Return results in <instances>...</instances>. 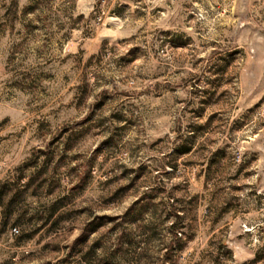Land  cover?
I'll return each mask as SVG.
<instances>
[{
	"label": "rangeland",
	"instance_id": "rangeland-1",
	"mask_svg": "<svg viewBox=\"0 0 264 264\" xmlns=\"http://www.w3.org/2000/svg\"><path fill=\"white\" fill-rule=\"evenodd\" d=\"M0 264H264V0H0Z\"/></svg>",
	"mask_w": 264,
	"mask_h": 264
}]
</instances>
